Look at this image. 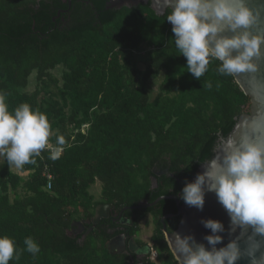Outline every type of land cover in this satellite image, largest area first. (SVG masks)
Returning <instances> with one entry per match:
<instances>
[{
	"label": "trees",
	"instance_id": "16d2710c",
	"mask_svg": "<svg viewBox=\"0 0 264 264\" xmlns=\"http://www.w3.org/2000/svg\"><path fill=\"white\" fill-rule=\"evenodd\" d=\"M108 4L0 0V91L9 111L29 104L47 115L51 145L58 136L65 139L59 159L45 149L20 175L7 161L0 169V236L20 249L32 237L40 247L36 256L23 251L9 264H130L127 253L109 251L110 240L122 233L138 237L148 216L157 261L178 264L163 219L173 215L165 219L172 234L181 217L168 198L179 197L238 119L251 113V98L233 76L218 73L219 61L200 81L187 72L166 22L170 9L159 16L151 3L122 9ZM34 75L37 86L29 91ZM160 78L152 95L150 85ZM155 169L164 174L155 176ZM45 170L54 176L51 190ZM98 183L100 200L90 193ZM162 197L153 207L133 209ZM105 205L112 206V217L123 213L133 224L111 217L93 226ZM78 223L91 232L76 235Z\"/></svg>",
	"mask_w": 264,
	"mask_h": 264
},
{
	"label": "clouds",
	"instance_id": "9594fccd",
	"mask_svg": "<svg viewBox=\"0 0 264 264\" xmlns=\"http://www.w3.org/2000/svg\"><path fill=\"white\" fill-rule=\"evenodd\" d=\"M171 8L166 22L171 24L174 44L187 62V72L198 81L209 64L219 61L221 75L238 77L256 73L264 58V35L250 29L258 16L246 0H165ZM232 33L231 36L225 33ZM209 87L211 85L209 84ZM51 125L47 115L24 103L9 111L6 95L0 91V156L9 166L22 169L35 164L42 150L49 149V158L59 159L65 139L49 143ZM204 171L193 182L185 181L178 194L189 206L203 211L206 193H214L226 211L229 224L214 219L200 222L209 235L198 243L193 235L172 233L167 244L179 264H264V143L242 137L227 139L217 145V155L208 160ZM230 237L224 242V235ZM171 237V239H170ZM20 249L8 236H0V264L19 260L23 251L32 256L40 252L32 237Z\"/></svg>",
	"mask_w": 264,
	"mask_h": 264
},
{
	"label": "water",
	"instance_id": "95a60500",
	"mask_svg": "<svg viewBox=\"0 0 264 264\" xmlns=\"http://www.w3.org/2000/svg\"><path fill=\"white\" fill-rule=\"evenodd\" d=\"M70 0V4H71ZM92 1V0H88ZM247 6L258 16L257 22L251 27V31L254 34L264 35V0H246ZM151 3V7L157 15H165L167 10H171L166 5L165 0H109V9H122L123 7L134 8L139 5H148ZM225 35L231 36L232 33H225ZM264 50V45H262ZM259 64V70L256 73H245L240 74L238 77H234L242 91L251 98V113L243 115L237 121V124L233 132L229 135V138L239 141L240 138L246 137L251 139L253 142L264 143V58L257 61ZM227 139H221L227 140ZM217 155V150L215 156ZM214 156V157H215ZM204 171V165L199 169V173ZM164 173L154 170L155 176H162ZM195 180V179H194ZM193 180V181H194ZM153 188H157V179L153 178ZM167 197L158 199L155 203L148 205L147 203L142 204L133 209L150 208L155 206L158 202L165 200ZM168 199L175 200L178 207V216L181 217L180 224L174 233H180L181 235H193L198 243H204L207 247V242L204 241L203 237L211 234L210 230L205 229L201 224L202 219H214L221 221L225 228H228L229 218L224 208L217 202L214 193H206L205 205L203 211H199L193 207L187 206L185 203H181L179 197L172 196ZM128 210V209H125ZM110 205H105L99 208L96 212L94 219V225L100 223L102 219H106L110 215ZM173 215L167 216L163 219L164 233L166 235V241H168L170 233L167 232V226L165 219L172 218ZM80 227H84L81 223H78ZM224 235V242L221 245H217V248L226 245L229 242L230 237ZM171 239V237H170ZM119 246L122 248L118 253L114 251L113 246ZM113 248V249H112ZM126 249V236H120L111 242L110 252L112 254L122 253ZM176 258V257H175ZM178 264L179 261L176 258ZM239 264H247L246 261H240Z\"/></svg>",
	"mask_w": 264,
	"mask_h": 264
},
{
	"label": "flooded vegetation",
	"instance_id": "af4514ba",
	"mask_svg": "<svg viewBox=\"0 0 264 264\" xmlns=\"http://www.w3.org/2000/svg\"><path fill=\"white\" fill-rule=\"evenodd\" d=\"M101 207H99V208H101ZM112 212H113L112 211V206L110 205V212H109L110 215L106 219L112 217ZM112 218H113V222L114 223H119L122 226H127L128 227V226H131L133 224L132 221H129V220L126 219V217H123V213H121L119 216L113 215ZM94 219L91 221L92 224H93V226H94ZM102 220H104V219H102ZM81 224L84 227H80L78 225V227H79L80 230L76 233V235L83 234L86 231L87 233H86L85 236H87L91 232V229H87L86 230V227L87 226L84 223H81ZM121 230L125 231L126 228L125 229H121ZM113 233H114V231L113 230H110V234H113ZM120 236H126V249L123 250L122 253H127V255L130 256V258H131V263L130 264H147V263H150V262H157L158 257L155 259L152 256V253H151V249L153 248L152 244H146V243H144L142 241H141V243H139L137 241V239L139 237L130 238L126 233H124V234L122 233L119 236L112 238L110 240V243H109V249L111 247V242L113 240H115L116 238L120 237ZM113 248H114V251L116 253H118L122 249V248H119V246H116V244H115V246H113ZM119 254H121V253H119ZM114 255H116V254H114ZM157 256H158V252H157Z\"/></svg>",
	"mask_w": 264,
	"mask_h": 264
},
{
	"label": "rangeland",
	"instance_id": "374dc122",
	"mask_svg": "<svg viewBox=\"0 0 264 264\" xmlns=\"http://www.w3.org/2000/svg\"><path fill=\"white\" fill-rule=\"evenodd\" d=\"M53 74L56 77H61L62 76V70H56L53 72ZM162 78L159 80H156L151 83V90H152V95L157 94L159 91L160 85H161ZM37 86V81H36V75H34L31 80H30V86L28 88L29 91H34ZM101 192H102V186L100 183H98L95 187H93L90 191V193L96 198V200H100L101 198ZM142 231L140 235L138 236L139 240L146 243V244H151V238L154 233L155 225L153 218L151 216H148L144 221L141 223ZM156 264H160L158 261Z\"/></svg>",
	"mask_w": 264,
	"mask_h": 264
},
{
	"label": "built area",
	"instance_id": "2783aa9c",
	"mask_svg": "<svg viewBox=\"0 0 264 264\" xmlns=\"http://www.w3.org/2000/svg\"><path fill=\"white\" fill-rule=\"evenodd\" d=\"M44 176L49 179L48 189L51 190L53 186L52 182L54 180V176L50 172H47L46 170L44 171ZM151 253L155 259L158 257L156 250H154L153 248L151 249Z\"/></svg>",
	"mask_w": 264,
	"mask_h": 264
},
{
	"label": "crops",
	"instance_id": "0c3cea01",
	"mask_svg": "<svg viewBox=\"0 0 264 264\" xmlns=\"http://www.w3.org/2000/svg\"><path fill=\"white\" fill-rule=\"evenodd\" d=\"M4 163H6V159L3 156H0V169L3 167ZM11 169L13 172L17 173V174H21L22 169H17L14 166H11ZM11 199L14 200L15 199V195L11 196Z\"/></svg>",
	"mask_w": 264,
	"mask_h": 264
}]
</instances>
